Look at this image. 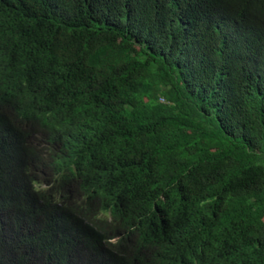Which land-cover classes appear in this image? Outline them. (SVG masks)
<instances>
[{
	"label": "trees",
	"instance_id": "1",
	"mask_svg": "<svg viewBox=\"0 0 264 264\" xmlns=\"http://www.w3.org/2000/svg\"><path fill=\"white\" fill-rule=\"evenodd\" d=\"M1 106L0 264H264V0H0Z\"/></svg>",
	"mask_w": 264,
	"mask_h": 264
},
{
	"label": "clouds",
	"instance_id": "2",
	"mask_svg": "<svg viewBox=\"0 0 264 264\" xmlns=\"http://www.w3.org/2000/svg\"><path fill=\"white\" fill-rule=\"evenodd\" d=\"M0 112L2 117H5V106L0 107ZM32 189L36 201L38 200L41 203L45 202L46 205L60 208H62L69 194L65 187L55 186L44 180H40V182H38L36 179H32ZM34 230L40 233L43 232L45 230V224L41 221L35 223ZM116 240L117 238L112 239V241ZM136 253L137 250L134 244L126 245L123 248V254L130 259H133L136 256Z\"/></svg>",
	"mask_w": 264,
	"mask_h": 264
}]
</instances>
